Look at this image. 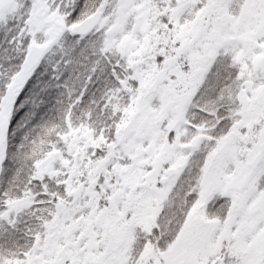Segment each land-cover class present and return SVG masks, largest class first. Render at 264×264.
Listing matches in <instances>:
<instances>
[{"label": "snow or ice", "instance_id": "snow-or-ice-1", "mask_svg": "<svg viewBox=\"0 0 264 264\" xmlns=\"http://www.w3.org/2000/svg\"><path fill=\"white\" fill-rule=\"evenodd\" d=\"M0 264H264V0H0Z\"/></svg>", "mask_w": 264, "mask_h": 264}]
</instances>
